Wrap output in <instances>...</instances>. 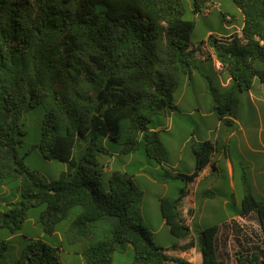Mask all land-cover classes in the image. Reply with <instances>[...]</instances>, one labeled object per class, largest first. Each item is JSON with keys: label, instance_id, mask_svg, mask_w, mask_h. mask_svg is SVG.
Wrapping results in <instances>:
<instances>
[{"label": "trees", "instance_id": "trees-1", "mask_svg": "<svg viewBox=\"0 0 264 264\" xmlns=\"http://www.w3.org/2000/svg\"><path fill=\"white\" fill-rule=\"evenodd\" d=\"M207 1L193 0V11L206 9ZM234 3L244 17L240 32L225 41L210 34L193 45L195 21L184 16V0H0V189L6 187L13 198L3 209L0 195V228L20 231L29 209L42 206L38 223L47 234L72 216L64 236L80 244L87 264H113L115 252L129 244L133 264L186 262L156 242L130 174L115 170L104 184L98 155L107 152L109 138L125 152L143 143L150 157L168 160L149 122L155 113L177 108L175 90L191 74L197 52L212 55L208 45L240 89H250L256 77L264 82V0ZM40 103L45 111L39 147L45 157L69 164L58 179L27 166L19 152L22 114ZM237 104L230 94L216 109L224 118ZM80 140L86 144L76 159ZM215 148L210 140L194 147L192 173L149 172L160 182H185L177 197H160L161 214L174 235L191 237L186 248L197 247L199 264H230L220 240L224 226L239 244L236 264H264V198L256 195L246 172L239 214L254 219L258 231L249 234L232 219L192 236L182 214L188 183L211 161ZM7 248L0 240V264H60V248L41 238H31L14 263Z\"/></svg>", "mask_w": 264, "mask_h": 264}, {"label": "rangeland", "instance_id": "rangeland-1", "mask_svg": "<svg viewBox=\"0 0 264 264\" xmlns=\"http://www.w3.org/2000/svg\"><path fill=\"white\" fill-rule=\"evenodd\" d=\"M184 4L186 7L184 16L195 21L191 33L193 45L207 41L209 31L213 35L225 36L238 30L243 24V13L234 0H208L206 7L209 9L207 11L203 9L198 13L193 11V0H184ZM220 67L214 55L195 58L191 74L185 75L175 90L174 100L177 108L157 112L152 116L149 128L158 131L168 151V160L158 162L150 157L143 143H138L134 150L125 152L121 144L109 138L105 142L107 152L98 155L99 167L106 186L115 170L127 172L132 176L141 193V215L145 224L154 232L156 242L168 250L176 248L183 238L174 235L168 224H162L159 198L162 195L177 197L185 182L181 178H175L162 184L149 172L162 169L174 173L193 172L196 168L193 149L200 142L209 139L216 147V156L222 154L223 159L219 163L220 169L216 168L210 176H204L199 184L197 192L199 208L189 222L193 227V234H198L200 230L213 224L221 226L230 219V216H240L244 172L254 184L252 173L254 170L261 171L258 177L259 189L254 188V191L259 198H264V82L256 77L251 89L243 90L234 80L225 86L230 74L227 69ZM230 94H234L238 104L235 113L231 114L233 120L228 121L220 117L216 106L225 102ZM44 111V106L40 103L23 112L21 126L25 134L19 152L27 166L39 171L48 179H58L61 173L68 169L69 164L67 161L45 157L39 147ZM85 144V141L80 140L75 146L73 156L76 159L83 154ZM250 145L254 150L250 149ZM226 155L234 165L233 186L224 165ZM0 195L1 208L5 209L13 198L9 196L6 187L0 189ZM225 198L230 200L227 210L222 206ZM204 199L208 200L206 208L202 211ZM41 209L42 206L31 207L22 229L14 234L6 228H0V240H6L8 243L6 251L8 260L14 263L21 257L22 249L31 238H41L60 248V264H87L80 252V244L69 243L64 236L72 216L59 222L53 234H47L38 223ZM249 223L252 224L251 221ZM221 230L222 249L230 254L229 263L236 264L234 252L239 244L234 240V235L232 236L234 233L228 227L224 226ZM197 253L200 261L201 255L198 250ZM133 260L134 251L129 244L123 250L115 252L113 264H133ZM168 264L189 263L170 261Z\"/></svg>", "mask_w": 264, "mask_h": 264}, {"label": "crops", "instance_id": "crops-1", "mask_svg": "<svg viewBox=\"0 0 264 264\" xmlns=\"http://www.w3.org/2000/svg\"><path fill=\"white\" fill-rule=\"evenodd\" d=\"M242 26H240L238 28V30L236 31H233V32H229L227 33L225 36H228V35H231L235 32H240ZM209 33L211 34L212 32L209 31ZM209 34V35H210ZM207 50L212 52V56H213V49L210 45L207 46ZM196 58H204V56L200 53V52H197L196 53ZM220 63V61L217 59V64ZM222 68V66L220 67ZM231 77L229 76L225 82V86L229 83H231ZM253 84H254V81H253ZM251 89V88H250ZM225 119H229V120H233V117L232 115H226L224 117ZM240 123L239 120H237ZM241 128L244 129V127L240 126ZM155 129V128H154ZM206 140H209V139H206ZM250 149L254 150L251 145L249 146ZM194 150V149H193ZM225 152V151H224ZM223 159V155H218L216 156V153L214 151L213 155H212V158H211V161L200 171L199 175L195 178L194 181L192 182H189L188 183V191H187V194L186 196L183 198L182 202H181V210H182V214L183 216L186 217L187 219V222L189 224V222H191V220L194 218V216L196 215L197 213V210H198V202H197V192H198V187H199V184L202 182V180L204 179V176H210L212 173H213V170L214 169H220L219 168V163L220 161ZM196 160V158H195ZM225 168L228 172V174L230 175L231 177V186L234 185V182H233V177H234V165H233V162L231 161V159L229 158V156H225ZM183 173V172H182ZM192 173V172H191ZM189 174V173H187ZM261 174V171L260 170H254V172L252 173V180H253V187L255 189H259V184H260V181H259V175ZM160 182V181H158ZM162 184H165L167 182H161ZM162 196H166V195H162ZM160 196V197H162ZM160 199V198H159ZM208 199H204L203 200V203H202V211H203V208H206V202H207ZM230 203V200L229 198H225L223 200V203H222V206L224 207L225 210H227V207H228V204ZM202 213V212H201ZM200 213V214H201ZM232 219H236L238 220L243 226H246L245 227V230L251 234L252 231H258V223L252 219L251 217L249 218L250 220L247 219V217H243V216H239V217H233V216H230V219L229 220H226L225 222L223 223H228L230 222ZM252 222V224H250L249 222ZM162 224H167L165 219L163 218V221H162ZM246 224V225H245ZM190 225V224H189ZM191 227V225H190ZM192 230H193V227H191ZM222 231V230H221ZM193 233V232H192ZM154 234V232H153ZM195 234V233H194ZM193 234V236H195ZM227 236V235H226ZM155 238V237H154ZM191 240V237H187V238H183V240L181 242H179L178 245H176V248H174L173 250H167V252L170 254V255H173V256H178V257H182L187 263L189 264H199L201 262V260L199 261L198 260V253L195 254L194 256H191V255H185L184 251L185 250H188L190 251L192 249V246L189 247V248H186V244ZM196 247V246H194Z\"/></svg>", "mask_w": 264, "mask_h": 264}, {"label": "built area", "instance_id": "built-area-1", "mask_svg": "<svg viewBox=\"0 0 264 264\" xmlns=\"http://www.w3.org/2000/svg\"><path fill=\"white\" fill-rule=\"evenodd\" d=\"M209 8H206L205 10L207 11ZM216 37L220 40V41H225V40H228L227 39V37H229V35L228 36H218V35H216ZM218 66L220 67L221 66V63H218ZM197 247H194V246H192V249L190 250V251H188V250H185L184 251V253H185V255H191V256H194L195 254H197Z\"/></svg>", "mask_w": 264, "mask_h": 264}]
</instances>
